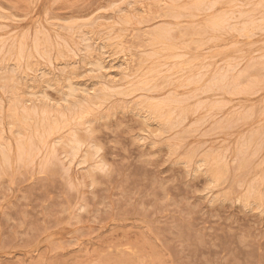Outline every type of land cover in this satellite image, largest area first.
<instances>
[{
    "label": "rangeland",
    "instance_id": "1",
    "mask_svg": "<svg viewBox=\"0 0 264 264\" xmlns=\"http://www.w3.org/2000/svg\"><path fill=\"white\" fill-rule=\"evenodd\" d=\"M0 63V264H264V0H0Z\"/></svg>",
    "mask_w": 264,
    "mask_h": 264
},
{
    "label": "bare ground",
    "instance_id": "2",
    "mask_svg": "<svg viewBox=\"0 0 264 264\" xmlns=\"http://www.w3.org/2000/svg\"><path fill=\"white\" fill-rule=\"evenodd\" d=\"M211 1H212V0H211ZM139 4H140V3H139ZM137 10H138V9H137ZM152 12H153V11H152ZM155 13H156V12H155ZM236 16H237V15H236ZM135 23H136V22H135ZM166 24H167V23H166ZM99 34H100V32H99ZM101 37H102V36H101ZM104 37H105V36H104ZM127 37H128V36H127ZM247 37H249V36L247 35ZM125 38H126V37H125ZM125 38H124V39H125ZM177 38H178V37H177ZM250 38H251V37H250ZM99 40H100V38H99ZM125 40H126V39H125ZM103 42H104V41H103ZM115 42H116V41H115ZM115 42H114V43H115ZM127 43H128V41H127ZM134 43H135V42H134ZM103 44H105V42H104ZM136 44H137V43H136ZM101 45H102V44H101ZM111 45H112V44H111ZM104 46H105V45H104ZM126 46H127V45H126ZM176 46H177V45H176ZM70 47H71V46H70ZM101 47H103V46H101ZM107 47H108V46H107ZM118 47H119V46H118ZM105 48H106V47H105ZM128 48H129V46H128ZM125 49L127 50L126 47L124 48V50H125ZM211 49H212V48H211ZM74 51H75V50H74ZM81 51H82V49H81ZM121 51H123V50H121ZM196 51H197V49H196ZM119 52H120V51H119ZM202 52H203V51H202ZM74 55H75V54H74ZM134 55H135V54H134ZM132 56H133V55H132ZM179 57H180V56H179ZM177 58H178V57H177ZM138 60H139V59H138ZM173 60H174V59H173ZM178 61H179V60H178ZM50 62H51V61H50ZM140 62H141V61H140ZM185 63L187 64V62H185ZM0 64H1V63H0ZM15 65H16V64H15ZM51 65H52V64H51ZM138 65H139V64H138ZM0 66H1V65H0ZM185 66H186V65H185ZM3 67H4V65H3ZM12 68L14 69V67H12ZM0 69H1V68H0ZM5 69H6V68H4V70H5ZM178 69H179V68H178ZM1 70H2V69H1ZM9 70H10V69H9ZM13 72H14V71H13ZM0 73H1V72H0ZM3 73H4V71H3ZM52 73H53V72H52ZM2 77H3V76H2ZM218 80H219V79H218ZM121 81H122V80H121ZM11 82H12V81H11ZM160 82H161V81H160ZM164 82H165V81H164ZM164 82H163V83H164ZM1 85H2V84H1ZM16 86H17V85H16ZM108 86H109V85H108ZM112 86H113V85H112ZM117 86H118V85H117ZM104 87L106 88V86H104ZM104 87H103V88H104ZM110 87H111V86H110ZM113 87H114V86H113ZM119 87H120V86H119ZM18 88H19V87H18ZM18 88H17V89H18ZM122 88H123V87H122ZM110 89H111V88H110ZM11 90H12V89H11ZM70 90H71V88H70ZM98 90H99V89H98ZM106 90H107V89H106ZM128 90H129V89H128ZM1 91H2V90H1ZM1 91H0V92H1ZM17 91H18V90H17ZM102 91H103V90H102ZM7 92H8V90H7ZM20 92L22 93V91H20ZM61 92H62V90H61ZM70 92L72 93L73 90L69 91V93H70ZM100 92H101V91H100ZM103 92H104V91H103ZM125 92H126V91H125ZM171 92H172V91H170V93H171ZM13 93H14V91H13ZM15 93H16V91H15ZM17 93H18V92H17ZM107 93H108V90H107ZM112 93H113V92H112ZM121 93H122V92H121ZM9 94H10V93H9ZM95 94H96V93H95ZM113 94H116V93H113ZM122 94H124V92H123ZM14 95H16V94H14ZM20 95H21V94H20ZM101 95H102V93H101ZM101 95H100V96H101ZM109 95H110V94H109ZM97 96H99V94L95 96L94 100L96 99ZM117 96H118V95H117ZM155 96H156V95H155ZM162 96H163V95H162ZM2 97H3V96H2ZM13 97H14V96H13ZM18 97H20V96H18ZM112 97H113V96H112ZM137 97H139V96H137ZM143 97H144V95H143ZM146 97H147V96H146ZM146 97H144V98H146ZM157 97H158V96H157ZM172 97H175V96H172ZM176 97H177V96H176ZM176 97H175V98H176ZM97 98H99V97H97ZM102 98H104V96H103ZM106 98H108L107 95H106ZM109 98H110V97H109ZM115 98H116V96H115ZM159 98H160V97H159ZM88 99H89V98H87V100H86V99H85V100H86V101H89ZM148 99H149V98H148ZM155 99H156V98H155ZM20 100H21V98H20ZM20 100H19V103H20ZM94 100H93V101H94ZM96 100H97V99H96ZM106 100H107V99H106ZM4 101H5V100H4ZM10 101H11V100H10ZM67 101H68V100H67ZM79 101H80L79 104H81V103H82L81 101H83V100H79ZM86 101H85V102H86ZM91 101H92V100H91ZM93 101H92V103H94ZM7 102H8V101H6V102H4V103L8 104ZM22 102H23V104H24V101H22ZM72 102H73V101H72ZM72 102H71V103H72ZM98 102H99V101H98ZM98 102H97V103H98ZM102 102H103V101H102ZM106 102H108V101H105L104 103H106ZM135 102H136V101H135ZM141 102L143 103L142 100H141ZM74 103H75V102H74ZM74 103H73V104H74ZM77 103H78V102H77ZM77 103H76V105H77ZM83 103H84V101H83ZM89 103H91V102L89 101L88 104H89ZM104 103H103V104H104ZM136 103H137V102H136ZM139 103H140V102H139ZM147 103H148V102H147ZM147 103H146V105H147ZM94 104H96V103H94ZM98 104H99V103H98ZM134 104H135V103H134ZM134 104H133V105H134ZM140 104H141V103H140ZM140 104H139V105H140ZM47 105H48V104H47ZM74 105H75V104H74ZM137 105H138V104H137ZM151 105H152V104H151ZM190 105H191V104H190ZM44 106H45V104H44ZM50 106H51V108L54 107V106L52 107V105H50ZM83 106H84V104H83ZM90 106H91V105L87 106V108H90ZM147 106H148V105H147ZM147 106H146V107H147ZM9 107H11V105L8 106L7 108L9 109ZM34 107H35V106H34ZM36 107H37V106H36ZM42 107H43V104H42ZM45 107H46V106H45ZM56 107H57V106H56ZM56 107H55V108H56ZM63 107H65V106H63ZM66 107H67V106H66ZM77 107H78V105H77ZM137 107H139V106H137ZM137 107H136V108H137ZM142 107H143V106H142ZM43 108H44V107H43ZM43 108H42V109H43ZM60 108H61V107H59L58 109L60 110ZM68 108H69V107H68ZM91 108H92V106H91ZM144 108H145V107H144ZM42 109H41V110H42ZM71 109H72V107H71ZM73 109H74V108H73ZM139 109H140V108H139ZM141 109H142V108H141ZM145 109L148 110L147 108H145ZM150 109H151V108H150ZM161 109H162V108H161ZM45 110H46V109L44 108V111H45ZM52 110L54 111V108H53ZM62 110H63V109H62ZM76 110H77V109H76ZM91 110H92V109H91ZM94 110H95V109H94ZM143 110H144V109H143ZM55 111H56V110H55ZM70 111H71V110H70ZM72 111H73V110H72ZM95 111H96V110H95ZM139 111H142V110H139ZM144 111H145V110H144ZM64 112H66V111L64 110ZM67 112H68V111H67ZM93 112H94V111H93ZM96 112H97V111H96ZM146 112H147V111H146ZM157 112H158V111H157ZM165 112H166V111H165ZM165 112H163V113H165ZM71 113H72V112H71ZM75 113H76V112H75ZM90 113L92 114V112H90ZM150 113L152 114V112H150ZM165 114H167V113H165ZM18 115H19V113H18ZM146 115H147V114H146ZM152 115H153V114H152ZM162 115H163V114H162ZM72 116H73V114H72ZM89 116H90V115H89ZM148 116H151V115H148ZM154 116H155V114H154ZM165 116H166V115H165ZM165 116H164V117H165ZM175 117H176V116H175ZM175 117H174V118H175ZM40 118H41V117H40ZM52 118H53V117H51V119H52ZM184 118H185V116H184ZM4 119H5V118H4ZM6 119H7V118H6ZM21 119H22V118H21ZM32 119H33V118H32ZM91 119H92V118H91ZM151 119H152V118H151ZM153 119H154V118H153ZM155 119H156V118H155ZM182 119H183V118H182ZM182 119H181V120H182ZM170 120H171V119H170ZM183 120H185V119H183ZM28 121H29V120H28ZM30 121H31V120H30ZM86 121H87V120H86ZM89 121H90V120H89ZM171 121H173V120H171ZM186 121H187V120H186ZM40 122H41V121H40ZM40 122H39L38 124H40ZM28 123H30V122H28ZM178 123H179V122H177V124H178ZM5 124H6V123H5ZM171 124H172V123H171ZM171 124H170V126H171ZM174 124H175V123H174ZM32 125H33V124H32ZM40 125H41V124H40ZM80 125H81V124H80ZM34 126H35V125H34ZM32 128H34V127H32ZM168 128H170V127L168 126L167 129H168ZM175 128H177V126H176ZM6 129H8V128L6 127ZM165 129H166V127H165ZM5 133H6V132H5ZM71 133H72V132H71ZM75 133H76V131H75ZM7 134H8V133H7ZM14 134H15V133H14ZM17 134H18V130H17ZM21 134H22V133H21ZM28 134H29V132H28ZM21 136H22V135H21ZM13 137H14V136H13ZM18 137H19V136H18ZM18 137H16V139H17ZM14 138H15V137H14ZM69 138H70V137H69ZM3 139H4V138H3ZM78 140H79V139H78ZM15 142H16V140H15ZM55 143H56V142H55ZM12 144H13V143H12ZM14 147H15V146H14ZM39 148H40V147H39ZM233 148H234V147H233ZM36 154H37V153H36ZM0 161H1V160H0ZM201 165H202V164H201ZM228 165H229V164H228ZM229 167H230V166H229ZM229 169H230V168H229ZM206 172H207V171H206ZM208 172H210V171H208ZM207 174H208V173H207ZM208 175H209V174H208ZM210 178H211V177H210ZM210 178H209V179H210ZM212 179H213V178H212ZM212 179H211V180H212ZM213 181H214V180H213ZM215 182H216V181H215Z\"/></svg>",
    "mask_w": 264,
    "mask_h": 264
}]
</instances>
